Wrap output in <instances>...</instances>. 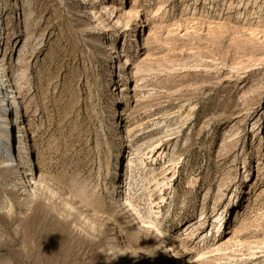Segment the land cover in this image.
<instances>
[{
    "label": "rangeland",
    "instance_id": "rangeland-1",
    "mask_svg": "<svg viewBox=\"0 0 264 264\" xmlns=\"http://www.w3.org/2000/svg\"><path fill=\"white\" fill-rule=\"evenodd\" d=\"M0 4L40 162L31 192L0 159V264H264V0H99L100 25L81 0ZM129 154L134 210L110 174Z\"/></svg>",
    "mask_w": 264,
    "mask_h": 264
},
{
    "label": "bare ground",
    "instance_id": "bare-ground-1",
    "mask_svg": "<svg viewBox=\"0 0 264 264\" xmlns=\"http://www.w3.org/2000/svg\"><path fill=\"white\" fill-rule=\"evenodd\" d=\"M80 1V0H79ZM86 5L85 12H88L91 14L92 18L98 17L99 22L97 25L104 24V20L102 15L100 14V9L96 6V4L99 2V0H81ZM111 0H109L110 2ZM128 4V0H127ZM108 4L101 3V6L104 9H109V11L114 14L116 12V5L115 4ZM128 10V9H127ZM109 13V14H111ZM4 8L0 4V48L2 47L3 38H5V29H4ZM137 11L135 7H132L129 13L125 12L123 14V18L127 25H129V22L132 21V16L136 15ZM117 17V14L115 18ZM118 23H121L122 20L117 18ZM96 22V23H97ZM106 22V21H105ZM107 28L112 27V25L107 24ZM106 47L108 48V52L110 57L113 56L114 59L119 58V62L123 61L125 59V63H123V67H126L127 65H131L130 58L127 54V48L125 50H122L120 48H116L113 44V42L109 41V43H106ZM120 51V52H118ZM116 53L119 55L116 56ZM121 57H123V60H121ZM6 66L3 63L2 56H0V159L1 162L5 165L11 166L14 168V170L19 169L20 172L23 170L22 179L20 182V185L24 187H28L29 191H35V185L37 184V169L36 166L40 164L39 158H37V161L35 162V157L32 154L31 149V143L27 139V128L25 126L24 122V113H23V101L18 96V91L16 90L6 68ZM121 67V66H120ZM124 75V71H121V76ZM120 76V75H119ZM119 88V87H118ZM121 91H119V96H121L119 101L121 102V107H119V110H121L120 113H118L117 118V126L119 127V132L121 137L124 139V141L128 144L130 142L129 134L130 131L128 129V98L129 95L125 93L124 90L127 88V84L120 85ZM117 94V95H118ZM121 94V95H120ZM123 98L124 101H121ZM119 102V104H120ZM23 115V117H22ZM260 128V127H259ZM258 128V129H259ZM17 144V145H15ZM126 145V146H128ZM12 147L14 149H12ZM127 148V147H126ZM17 153H19V159L17 157ZM120 158H117L116 165L114 166V171H111L110 174L113 177V181L115 184L116 191L118 189L119 193L121 194L122 198L120 202L125 207H130L134 210L133 203L128 198L127 194L130 195L131 191V183L129 181V170H131V154H129L124 163L125 164V172L123 171L122 167L120 166ZM112 172H114L112 174ZM39 175L41 177L43 176L41 170L39 171ZM25 175V176H24ZM249 174L247 175V177ZM123 177L125 180L122 181ZM25 180V182H23ZM123 183V185H121ZM117 186V187H116ZM252 187V192H253ZM26 191V190H25ZM36 192V191H35ZM119 194V195H120ZM236 203L241 204L242 199L238 198ZM241 213L238 214V217ZM219 231H221L224 227V222L222 220L218 223ZM226 227L224 228V230ZM161 231V234L163 236L164 242L167 243V246H169V250H172L174 248V244L169 241V237L166 232H164L161 228H159ZM221 231L220 233L224 232ZM178 248V247H177ZM176 249H173V252L176 254ZM175 258V257H174Z\"/></svg>",
    "mask_w": 264,
    "mask_h": 264
}]
</instances>
